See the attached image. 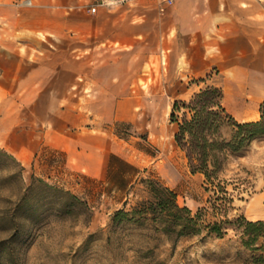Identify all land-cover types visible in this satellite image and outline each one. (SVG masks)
Returning <instances> with one entry per match:
<instances>
[{
	"label": "rangeland",
	"instance_id": "obj_1",
	"mask_svg": "<svg viewBox=\"0 0 264 264\" xmlns=\"http://www.w3.org/2000/svg\"><path fill=\"white\" fill-rule=\"evenodd\" d=\"M156 5L157 0H135L102 6L95 14L83 7L69 8L65 14L88 18L95 35L65 37L64 59L73 47L82 51L95 46L98 59H104L111 43L105 39L112 28L107 22L113 19L143 25L144 34L136 36L138 47L156 49V24L162 16ZM166 59V54L149 57L128 89L77 83L61 88V82L53 81L48 83L53 87L38 83L34 88H14L6 87L8 74H0V264H264L256 261L264 255V250L256 249L264 244V235L244 244L243 240L250 241L249 235L243 236L244 227L230 228L224 237L202 239L167 234L152 220L136 224L114 218L118 209L131 211L151 198L145 181L150 178L174 189L181 205L213 210L214 191L206 189L205 175L192 171L177 144L171 112L175 100L190 99L207 83L221 82L223 75L213 67L210 79H195L188 88H151L157 75L164 76ZM121 96L137 103L121 104L123 118L117 119L115 104L104 102ZM88 130L113 135L116 148L129 162L111 156L109 172L92 176L55 146V133ZM221 176L235 197L231 217L264 214V136L231 157Z\"/></svg>",
	"mask_w": 264,
	"mask_h": 264
},
{
	"label": "crops",
	"instance_id": "obj_2",
	"mask_svg": "<svg viewBox=\"0 0 264 264\" xmlns=\"http://www.w3.org/2000/svg\"><path fill=\"white\" fill-rule=\"evenodd\" d=\"M87 1L0 0V74H8L6 87L34 88L42 83L40 87L46 88L53 87L48 84L53 81L61 82V88L77 83L101 89H128L149 57L166 54L167 67L161 70L164 76L157 79L154 73L156 79L149 83L151 88H188L193 80L216 67L223 75L219 84L229 111L240 121L260 117L264 99V0H176L164 13L156 5L162 15L156 24V49L138 47L136 36L144 34L143 25L113 19L107 22L112 28L104 38L111 43L104 59H98L95 46L82 51L73 47L65 60L61 45L65 37L89 39L95 35L88 18L73 12L65 14L69 8H84ZM87 28L88 32H79ZM114 42L121 46H113ZM16 74H21L18 84ZM81 76L86 79L80 81ZM104 103L115 104L117 119H122L121 104L134 105L137 100L121 96ZM55 135V146L92 176L109 172L111 156L129 162L109 132L62 131ZM247 217L264 219V214L251 213Z\"/></svg>",
	"mask_w": 264,
	"mask_h": 264
},
{
	"label": "trees",
	"instance_id": "obj_3",
	"mask_svg": "<svg viewBox=\"0 0 264 264\" xmlns=\"http://www.w3.org/2000/svg\"><path fill=\"white\" fill-rule=\"evenodd\" d=\"M211 75L208 72L200 80L205 82ZM260 111L256 120H238L225 106L224 89L215 81L207 83L190 99L175 100L171 112V121L177 123L175 140L185 151L192 171L202 172L206 189L214 191L213 210L203 206L194 211L181 205L174 189L157 178H150L145 181L151 198L138 202L131 211L118 209L115 220L136 224L152 220L167 234L202 235V239L224 237L230 228L244 227L243 236H250V241L243 240L244 244L264 235L263 219H248L244 213L229 215L235 197L227 188V179L221 176L231 157L241 155L255 138L264 136V99ZM18 163L23 171L24 166ZM72 197L81 202L73 193ZM256 249L264 250V244ZM256 261L264 263V255Z\"/></svg>",
	"mask_w": 264,
	"mask_h": 264
},
{
	"label": "built area",
	"instance_id": "obj_4",
	"mask_svg": "<svg viewBox=\"0 0 264 264\" xmlns=\"http://www.w3.org/2000/svg\"><path fill=\"white\" fill-rule=\"evenodd\" d=\"M135 0H89L85 3L84 8L92 14L98 13L102 6L112 7L116 5L134 2ZM176 0H157V7L161 13L166 12L169 6L173 5Z\"/></svg>",
	"mask_w": 264,
	"mask_h": 264
}]
</instances>
